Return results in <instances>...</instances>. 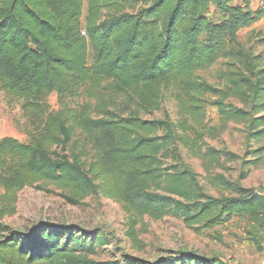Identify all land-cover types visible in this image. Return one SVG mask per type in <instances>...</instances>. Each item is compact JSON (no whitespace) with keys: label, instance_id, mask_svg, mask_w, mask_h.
<instances>
[{"label":"trees","instance_id":"1","mask_svg":"<svg viewBox=\"0 0 264 264\" xmlns=\"http://www.w3.org/2000/svg\"><path fill=\"white\" fill-rule=\"evenodd\" d=\"M263 15L264 4L252 10L235 0H0V88L21 100L34 122L26 142L0 138V264H131L130 257L96 260V246L106 244L98 235L86 240L44 223L14 231L3 223L27 186H52L71 205L89 195L115 200L133 218L132 242H139L136 217L172 215L192 228L237 216L262 249L264 194L221 176L230 195L206 194L181 149L219 162L218 150L202 149L212 131L204 124L206 96L217 97L210 104L223 124L248 123L249 140L263 135V68L227 69L221 89L196 75L222 57L245 61L238 32ZM81 88L88 101L76 108L49 110L42 103L50 93L65 97ZM104 91L120 94L121 108L104 100ZM167 97L176 102V120L168 112L142 117ZM229 97L243 106L226 103ZM170 260L224 264L194 251Z\"/></svg>","mask_w":264,"mask_h":264},{"label":"rangeland","instance_id":"2","mask_svg":"<svg viewBox=\"0 0 264 264\" xmlns=\"http://www.w3.org/2000/svg\"><path fill=\"white\" fill-rule=\"evenodd\" d=\"M235 3L242 6L247 4L256 10L263 6L264 0H235ZM85 16L86 3L83 6L82 25ZM238 39L245 61H240L241 55L222 57L207 69L197 71L196 75L221 89L226 87L223 74L227 69L247 72L248 65L264 69V15L249 27L240 29ZM92 57L89 44V64ZM86 88L65 97L50 93L42 103L49 110L60 109L63 105L76 108L88 101ZM104 92V100L115 103V109L121 108L123 98L120 94ZM206 97L209 103L205 106L204 124L212 131L204 136L202 149L213 147L218 150L219 162L212 161L209 156L201 159L189 153L187 148H182L185 163L194 170L203 191L208 195H230L218 182L219 176L264 194V133L257 139H247L248 123L231 120L223 124L217 107L210 104L217 97ZM91 101L94 102V99ZM225 102L243 106L236 98L229 97ZM21 104V100L0 88V138L13 137L26 142L34 132V122ZM166 112L172 120L177 119L176 102L171 97H167L158 110L142 114V117L158 119ZM81 139L83 141V137ZM84 143L87 152L91 153L88 143ZM46 189L49 190L24 187L17 193L15 212L4 216L1 221L14 231L30 230L35 224L44 223L66 229L64 235L71 230L86 240L90 236H101L106 244L96 246L93 256L96 260L112 259L123 263L125 258L130 257L131 264H174L171 257L182 251H194L224 264H261L264 261V241L263 248L258 250L253 241L247 238V222L237 216L219 225L192 228L187 227L181 218L172 215L159 220L148 216L136 217L134 230L139 242H132L127 237V231L133 218L115 200L102 195H89L80 204L71 205L59 195L60 190L52 186Z\"/></svg>","mask_w":264,"mask_h":264},{"label":"built area","instance_id":"3","mask_svg":"<svg viewBox=\"0 0 264 264\" xmlns=\"http://www.w3.org/2000/svg\"><path fill=\"white\" fill-rule=\"evenodd\" d=\"M82 33H84V31H82ZM261 264H264V261H263V262H261Z\"/></svg>","mask_w":264,"mask_h":264}]
</instances>
